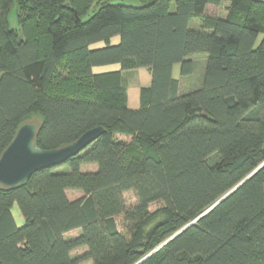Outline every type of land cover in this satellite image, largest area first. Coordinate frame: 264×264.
<instances>
[{
    "label": "trees",
    "instance_id": "obj_1",
    "mask_svg": "<svg viewBox=\"0 0 264 264\" xmlns=\"http://www.w3.org/2000/svg\"><path fill=\"white\" fill-rule=\"evenodd\" d=\"M222 1L0 0V156L33 115L42 149L105 130L26 184L0 185V264H264V0L207 12ZM197 54L203 83L182 94L173 68L192 75ZM142 67L151 83L133 109L124 72Z\"/></svg>",
    "mask_w": 264,
    "mask_h": 264
},
{
    "label": "water",
    "instance_id": "obj_2",
    "mask_svg": "<svg viewBox=\"0 0 264 264\" xmlns=\"http://www.w3.org/2000/svg\"><path fill=\"white\" fill-rule=\"evenodd\" d=\"M39 129L40 125L36 122H25L18 128L14 139L0 156L1 186L12 189L26 184L33 173L65 162L78 154L105 131L101 126L94 127L83 133L72 143L54 149H42L37 145ZM231 192L217 203L226 198Z\"/></svg>",
    "mask_w": 264,
    "mask_h": 264
},
{
    "label": "rangeland",
    "instance_id": "obj_3",
    "mask_svg": "<svg viewBox=\"0 0 264 264\" xmlns=\"http://www.w3.org/2000/svg\"><path fill=\"white\" fill-rule=\"evenodd\" d=\"M108 1L111 3L140 4L139 0H108ZM228 4H229V0H223L221 6L210 5L207 12L209 14H212V15L220 13L221 16H224L226 14V8L225 7ZM97 9H98V4H96V3L93 4V6L91 7V10L89 11V14L87 16L93 14ZM15 16H16L15 10H12L11 17H10L12 26L17 25V23L14 22ZM202 22H203V20L200 19L199 17H194L190 22V27L193 29H199L201 27L200 25L203 24ZM261 39H262V36L259 37L258 41H260ZM193 59L196 62V69L192 75L182 76L181 72H180V69H181L180 64L175 65L176 67H175L174 73H175V76H178L179 78H181V93L182 94L197 90L198 88H200V86L203 83V78L205 75L208 55L207 54H197V55L193 56ZM147 71H148V68L142 67V68L134 69L125 75L127 82H128V93H129L128 95L130 96V106H134L136 103H138L139 97H140L139 91L141 90L140 88L142 86L150 85V83H151V75L150 74L147 75V73H146ZM28 122L38 123L39 122V116L33 115L29 119ZM119 138L125 139V140L129 139L125 136H119ZM217 159L218 158L216 156H214L211 158V161L215 162ZM96 167H97L96 164H90V165H84L82 167V169L84 171L85 170H95ZM65 169H67V166H60V167L55 168V170H58V171L59 170H65ZM68 195L71 199H74V198L82 196V193L80 191H77V190H70L68 192ZM125 199H126L127 204L129 206L134 205L137 201L135 192L134 191L126 192L125 193ZM161 206H162L161 202L152 203L150 206V210L153 212L154 211L156 212ZM18 209H19V207L17 205H15L14 213H15L16 219L18 222L23 223L24 218L21 214V211ZM118 219H119L120 228H122L121 220H120V218H118ZM76 233H77L76 231L71 232V233H69V235L71 236V235H74ZM83 251H84V249L77 250L73 253V255L74 256L80 255L83 253ZM84 264H92V262L89 261V262H86Z\"/></svg>",
    "mask_w": 264,
    "mask_h": 264
},
{
    "label": "crops",
    "instance_id": "obj_4",
    "mask_svg": "<svg viewBox=\"0 0 264 264\" xmlns=\"http://www.w3.org/2000/svg\"><path fill=\"white\" fill-rule=\"evenodd\" d=\"M210 6V5H209ZM209 6H208V8H209ZM218 15H221L220 13H217ZM120 42V37L119 36H115V37H113L112 39H111V43L112 44H118ZM103 46H105V43L104 42H99V43H96V44H94L92 47L93 48H99V47H103ZM175 67L176 66H174V68H173V76L175 77V78H177V79H180L181 80V78H179L178 76H175V73H174V70H175ZM121 69V65L120 64H110V65H105V66H96V67H94L93 68V70H94V72L95 73H104V72H110V71H118V70H120ZM134 70V69H133ZM130 71H132V70H128V71H125L124 73H125V75L127 74V73H129ZM180 72H181V69H180ZM147 73V75H151V72H150V70L148 69V71L146 72ZM148 86V85H147ZM143 87V86H142ZM141 87V88H142ZM140 88V89H141ZM129 94V93H128ZM139 95H140V91H139ZM129 106H130V96H129ZM139 105H140V97H139V101H138V103H136L134 106H130L131 108H133V109H137V108H139ZM18 206V205H17ZM19 210V209H18ZM13 214H14V216H15V213H14V209H13ZM15 219H16V216H15ZM16 221H17V219H16ZM17 223L19 224V225H22L23 223H24V221H23V223H21V222H18L17 221Z\"/></svg>",
    "mask_w": 264,
    "mask_h": 264
}]
</instances>
